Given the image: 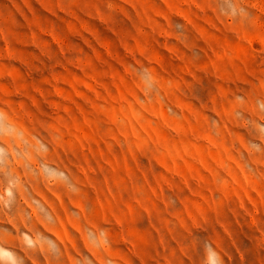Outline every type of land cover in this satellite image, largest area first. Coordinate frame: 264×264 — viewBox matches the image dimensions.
<instances>
[{
	"label": "rangeland",
	"instance_id": "obj_1",
	"mask_svg": "<svg viewBox=\"0 0 264 264\" xmlns=\"http://www.w3.org/2000/svg\"><path fill=\"white\" fill-rule=\"evenodd\" d=\"M0 264H264V0H0Z\"/></svg>",
	"mask_w": 264,
	"mask_h": 264
}]
</instances>
